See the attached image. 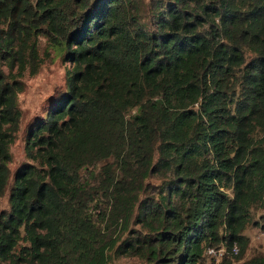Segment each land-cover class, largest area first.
<instances>
[{"label":"trees","instance_id":"trees-1","mask_svg":"<svg viewBox=\"0 0 264 264\" xmlns=\"http://www.w3.org/2000/svg\"><path fill=\"white\" fill-rule=\"evenodd\" d=\"M39 36L72 67L27 129L0 264L240 259L264 203V0H0V197Z\"/></svg>","mask_w":264,"mask_h":264},{"label":"rangeland","instance_id":"rangeland-1","mask_svg":"<svg viewBox=\"0 0 264 264\" xmlns=\"http://www.w3.org/2000/svg\"><path fill=\"white\" fill-rule=\"evenodd\" d=\"M38 53L42 62L37 73L30 75L29 72H25L21 78L23 90L17 97L21 118L18 131L10 145V177L8 186L0 197V210H7L9 207L8 196L14 171L21 163L29 161L25 155L27 129L37 118L44 117L51 100L66 90L67 72L72 67L70 62L64 61L61 53L49 47L45 36L38 37ZM3 70L8 71L6 66H3ZM244 235L248 245L240 259L229 257V261H224L226 250L221 248L213 253L208 250L205 264H243L256 257L264 258V203L252 208L251 220L244 230ZM111 264H144V260L137 256L124 255L115 257Z\"/></svg>","mask_w":264,"mask_h":264},{"label":"built area","instance_id":"built-area-1","mask_svg":"<svg viewBox=\"0 0 264 264\" xmlns=\"http://www.w3.org/2000/svg\"><path fill=\"white\" fill-rule=\"evenodd\" d=\"M209 251L211 253L213 252H218V250H216L215 248H210ZM240 252L239 246L237 244H235L234 248H233V253L234 254H238Z\"/></svg>","mask_w":264,"mask_h":264}]
</instances>
